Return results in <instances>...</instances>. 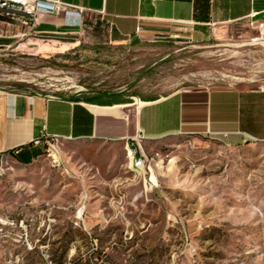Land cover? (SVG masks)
I'll return each mask as SVG.
<instances>
[{"label": "rangeland", "instance_id": "374dc122", "mask_svg": "<svg viewBox=\"0 0 264 264\" xmlns=\"http://www.w3.org/2000/svg\"><path fill=\"white\" fill-rule=\"evenodd\" d=\"M31 26L0 19L11 41L0 44L1 92L143 98L264 86V29L252 24L189 42L121 37L100 20L70 34ZM58 146L59 167L45 154L0 173V264H264V143L149 140L138 173L127 143Z\"/></svg>", "mask_w": 264, "mask_h": 264}, {"label": "crops", "instance_id": "0c3cea01", "mask_svg": "<svg viewBox=\"0 0 264 264\" xmlns=\"http://www.w3.org/2000/svg\"><path fill=\"white\" fill-rule=\"evenodd\" d=\"M60 1L74 5L81 14L74 19L72 15L65 18L64 14L40 13L29 30L70 34L100 20L121 37L138 35L189 42L213 29L237 23L264 29V0ZM74 21H80L81 26L69 27ZM9 42L1 39L0 44ZM42 133L59 141L133 142L141 147L139 156H146L145 141L179 134L216 137L233 148L247 142L264 143V86L189 88L143 98L123 92L87 97L0 91L3 167L8 163L32 165L44 156L45 144H32Z\"/></svg>", "mask_w": 264, "mask_h": 264}, {"label": "built area", "instance_id": "2783aa9c", "mask_svg": "<svg viewBox=\"0 0 264 264\" xmlns=\"http://www.w3.org/2000/svg\"><path fill=\"white\" fill-rule=\"evenodd\" d=\"M72 4L62 2L60 0H28L24 2L22 0H0V19L4 20H22L24 23L30 21L35 23L38 14H55L60 15L64 14L65 18L69 16H74L81 14V10L77 9ZM77 25L81 26L80 21L70 22L69 27H75ZM59 140H54V137H49L44 133L41 134V137H38L32 141V144L39 146L45 144V154L47 157H50L51 163L53 166H60L62 164V157L58 146ZM129 144V143H127ZM131 147L135 150L136 153V166L139 167L140 171H143L146 167V156H139V150L141 151L140 146H135V143H130ZM20 149H17V153ZM1 154V153H0ZM0 164H3L2 157L0 155Z\"/></svg>", "mask_w": 264, "mask_h": 264}, {"label": "bare ground", "instance_id": "6f19581e", "mask_svg": "<svg viewBox=\"0 0 264 264\" xmlns=\"http://www.w3.org/2000/svg\"><path fill=\"white\" fill-rule=\"evenodd\" d=\"M128 159L130 161V167L134 172H140L139 167L136 166V153L130 144L127 145ZM4 170L3 164H0V173ZM81 212V211H80Z\"/></svg>", "mask_w": 264, "mask_h": 264}, {"label": "trees", "instance_id": "16d2710c", "mask_svg": "<svg viewBox=\"0 0 264 264\" xmlns=\"http://www.w3.org/2000/svg\"><path fill=\"white\" fill-rule=\"evenodd\" d=\"M0 41H1V39H0ZM103 94H104V93H98V94H96V95H94V96H103Z\"/></svg>", "mask_w": 264, "mask_h": 264}]
</instances>
